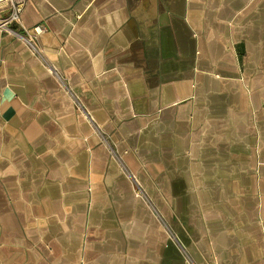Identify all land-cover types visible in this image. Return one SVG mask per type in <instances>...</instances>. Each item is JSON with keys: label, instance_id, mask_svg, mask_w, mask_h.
I'll return each instance as SVG.
<instances>
[{"label": "crops", "instance_id": "0c3cea01", "mask_svg": "<svg viewBox=\"0 0 264 264\" xmlns=\"http://www.w3.org/2000/svg\"><path fill=\"white\" fill-rule=\"evenodd\" d=\"M0 32V264H264V0H28Z\"/></svg>", "mask_w": 264, "mask_h": 264}, {"label": "built area", "instance_id": "2783aa9c", "mask_svg": "<svg viewBox=\"0 0 264 264\" xmlns=\"http://www.w3.org/2000/svg\"><path fill=\"white\" fill-rule=\"evenodd\" d=\"M27 3L28 0H0V32H14L17 31L15 26L22 27L28 46L37 51L38 40L46 32V28L44 25H36L32 30L24 27L22 15Z\"/></svg>", "mask_w": 264, "mask_h": 264}]
</instances>
